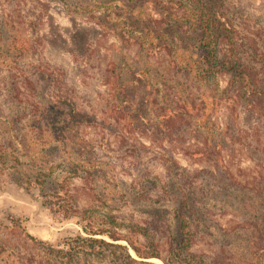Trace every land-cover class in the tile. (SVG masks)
I'll list each match as a JSON object with an SVG mask.
<instances>
[{
    "label": "rangeland",
    "instance_id": "rangeland-1",
    "mask_svg": "<svg viewBox=\"0 0 264 264\" xmlns=\"http://www.w3.org/2000/svg\"><path fill=\"white\" fill-rule=\"evenodd\" d=\"M214 3L222 33L263 76L264 0ZM198 6L0 0V264H62L39 241L79 228L59 222L63 204L113 215L142 253H155L151 263L264 264L252 241V224L264 223L252 195V175L264 167V112L243 94L252 79L234 82L220 65L207 72L208 49L198 56L159 32L180 25L192 39ZM180 190L198 200L185 204L181 235ZM189 235L188 250L179 249Z\"/></svg>",
    "mask_w": 264,
    "mask_h": 264
},
{
    "label": "trees",
    "instance_id": "trees-1",
    "mask_svg": "<svg viewBox=\"0 0 264 264\" xmlns=\"http://www.w3.org/2000/svg\"><path fill=\"white\" fill-rule=\"evenodd\" d=\"M194 1H196L199 6L191 9L196 12L195 22H192L191 25L197 27L196 30L199 31V34L192 39L188 38L186 41L179 33L180 25H176L175 29H173V26L161 28L159 30L160 35H170L176 43H182L186 48L190 47V44H192L191 47L193 46L196 49L195 53H197L199 49H208L206 54L201 55V58L202 60L204 59L203 67L206 68V71L209 73L213 72V70L220 65L223 67L224 71L231 74L234 82L238 80L241 82L245 81L248 84V80L252 79L243 94L252 96V103L256 104V107L264 112V83H260L264 80V75L256 78L258 71H253L254 68L252 67L251 69V66L249 67L243 61L244 52L240 51L239 46H237L240 42L232 41L231 36L227 33H222L221 25L224 23L221 20V14L218 13V5L214 3L209 6V0ZM258 18L261 17H254V19H252L254 24L260 21ZM222 38L227 39V41L226 47L220 50L218 46ZM227 51L230 53L233 51L232 59ZM197 55H200L199 52ZM191 180L193 181H189V185H192V192L195 193L196 183L194 177H192ZM179 182L182 183L183 181L180 179ZM178 188L179 187L176 189ZM188 193L181 191L179 208L175 210V216L178 219L176 228L179 235L182 234L187 224L186 216H188V214L185 204L187 201L188 203L194 201L198 202L197 199L193 198L190 201ZM252 195H255L257 198V205H261L260 208L264 209V167L258 171V174L252 175ZM46 207L49 208L47 202ZM59 208H63L62 211H60ZM57 211L59 212L57 218L60 220L59 222L63 224L72 221L76 223L79 228L74 234H67L66 236L58 238L55 242L39 241L44 247L51 250L52 253H46L48 258L60 254L63 257L62 264H155L146 260L154 256L155 253L146 255L142 253V251L132 243L128 236L117 230L119 223L115 221L113 215H104L106 219H100V215H95V213L93 214L88 209H80L73 206L65 207V204L59 205ZM53 212L56 211L54 210ZM197 213L200 217L201 213ZM108 217H111V219L113 218V222H108ZM262 218L264 219V215H262ZM252 235V241L254 240V245H256L254 247L260 250L255 254L257 257L264 258V223L260 221L258 223L254 222L252 224ZM191 238V235L185 239L184 237H180V239L177 240L179 249L188 250L191 244ZM121 240L125 241V243L119 242ZM129 248L135 252L138 258L130 253ZM173 254L174 253H172V255ZM187 254L194 257L192 253ZM50 260L52 261L53 259L50 258ZM171 260L172 259L168 257L163 259V262L164 264H172ZM49 262L50 261H48V264ZM198 264L215 263L211 261L203 263L200 261Z\"/></svg>",
    "mask_w": 264,
    "mask_h": 264
}]
</instances>
